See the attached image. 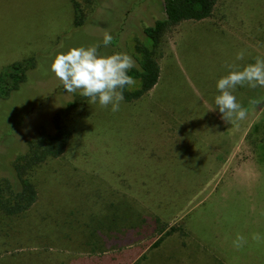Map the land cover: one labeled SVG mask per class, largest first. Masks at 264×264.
<instances>
[{"label":"rangeland","instance_id":"rangeland-1","mask_svg":"<svg viewBox=\"0 0 264 264\" xmlns=\"http://www.w3.org/2000/svg\"><path fill=\"white\" fill-rule=\"evenodd\" d=\"M91 6L0 0L1 90L19 83L0 100V178L9 179L25 142L48 131L53 114L68 134L59 157L25 172L31 207L0 212V264H264V87H236L244 120L226 121L215 104L228 65L264 58V0H216L209 18L164 31L157 83L117 112L67 93L51 64L93 44L101 55L137 59L162 0ZM237 234L247 240L240 249Z\"/></svg>","mask_w":264,"mask_h":264},{"label":"trees","instance_id":"trees-1","mask_svg":"<svg viewBox=\"0 0 264 264\" xmlns=\"http://www.w3.org/2000/svg\"><path fill=\"white\" fill-rule=\"evenodd\" d=\"M87 10L96 0H79ZM75 11H80L78 0H70ZM216 0H162V16L142 29V43L135 47L138 58L136 67L129 75L138 80L139 87L133 91L124 89V102H133L150 91L158 81L159 67L155 60V50L159 38L167 29L183 21H201L211 16ZM91 7V8H90ZM83 18L73 20L74 27L82 25ZM20 69L19 67L16 68ZM29 68L21 71L23 80ZM0 80V100L15 91L19 83H14L9 90L2 91ZM80 98H87L80 95ZM77 99L67 102L64 110L74 109ZM67 132L60 124L57 114L50 118V129L43 128L25 142V153L14 160L10 166L9 179L0 178V212L5 215H17L28 210L35 201L33 186L25 180V172L48 158L59 157L67 142ZM11 178V179H10Z\"/></svg>","mask_w":264,"mask_h":264},{"label":"clouds","instance_id":"clouds-1","mask_svg":"<svg viewBox=\"0 0 264 264\" xmlns=\"http://www.w3.org/2000/svg\"><path fill=\"white\" fill-rule=\"evenodd\" d=\"M113 36L105 31L103 45L111 44ZM99 45L72 47L67 52L55 56L51 70L62 82L67 93H76L89 98L90 104H99L111 111H119L121 102L124 101L125 87L131 88L136 84L129 72L136 67L133 57L127 53L117 52L111 55H101ZM244 51L237 53L236 59L242 60ZM229 73L217 81L216 87L219 95L215 97V104L219 107L222 118L226 121L244 120L248 111L237 102L234 92L238 85L247 84L250 88L264 87V58H255L254 63L238 69L236 65H228ZM250 104L256 101L250 100ZM252 240L260 242L259 233L252 235ZM247 243L243 235L237 234L233 241L235 248L240 249Z\"/></svg>","mask_w":264,"mask_h":264}]
</instances>
